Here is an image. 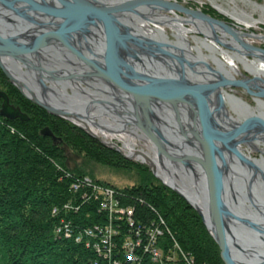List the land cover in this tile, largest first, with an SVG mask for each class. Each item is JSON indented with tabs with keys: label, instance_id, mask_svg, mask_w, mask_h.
I'll list each match as a JSON object with an SVG mask.
<instances>
[{
	"label": "flooded vegetation",
	"instance_id": "af4514ba",
	"mask_svg": "<svg viewBox=\"0 0 264 264\" xmlns=\"http://www.w3.org/2000/svg\"><path fill=\"white\" fill-rule=\"evenodd\" d=\"M6 1L13 7L0 2V14H7L0 17V36L32 30L16 42L38 48L3 57L12 63H21L25 69L23 63H29L31 79L36 83L81 82L87 89L84 95L97 94L99 98L93 99L91 104L105 111L103 115L117 116L119 110L121 119L136 123L141 131V125L153 124L171 142V170L180 180L177 185L197 190L205 209L210 202V168L215 167L222 203L233 214L225 216L227 236L234 243L232 250L239 259L259 262L261 258L257 255L264 256V72L257 71L258 64H264L262 59L252 55L230 33H226L229 41L238 46L226 44L221 38L222 30H218V38L213 37V41L210 28L200 24L199 30L188 33L186 42L162 21L160 26H164L161 28L165 34L147 35L139 29V20L143 19L137 12L115 11L111 14L117 30L113 40V61L119 78L130 86L152 84L157 93H171V98L166 99L136 96L106 76L111 74V67L107 63V28L101 17L66 19L34 9L23 0ZM45 1L61 8L64 2L71 0ZM86 1L97 6H117L107 0ZM164 12L191 19L173 11ZM61 25L69 29L61 36L49 34ZM192 26L186 23V28ZM166 28L171 29V35L167 34ZM204 30L215 47L213 51L203 42L208 36ZM238 30L245 43L264 49L263 43H258L264 40L263 34H259V38L249 37L248 32ZM45 34L48 35L44 38ZM227 52L241 73L233 74V67L224 56ZM242 54L248 56L251 68L242 61ZM177 85L195 92L180 94ZM68 91L72 92L71 88ZM10 101L14 104L11 98ZM2 103L0 98V109ZM158 109L169 116L165 119L171 128L162 126L161 129L153 122L151 112L156 114ZM206 137L212 139V156ZM92 138L101 143L94 136ZM211 160H214V166ZM209 233L215 239L213 233ZM221 260L220 264H225L222 257Z\"/></svg>",
	"mask_w": 264,
	"mask_h": 264
},
{
	"label": "trees",
	"instance_id": "16d2710c",
	"mask_svg": "<svg viewBox=\"0 0 264 264\" xmlns=\"http://www.w3.org/2000/svg\"><path fill=\"white\" fill-rule=\"evenodd\" d=\"M0 76H4L1 68ZM21 108L29 115L26 121L0 114V264H88L93 252L60 237L55 230L60 224L59 216L63 215V203L77 199L70 188L72 179L61 177L55 163L78 177L87 175L69 165L65 149L59 146L64 141L102 162H109L110 154L96 139L74 130L61 119L54 121L57 125L49 123L44 115L50 114L44 109H40L43 115ZM9 124L15 125L21 134L12 133ZM46 126L57 137L56 141L42 133ZM128 190L143 194L158 208L180 245L198 262L220 264L217 242L198 211L179 194L148 181ZM56 207L58 214L54 213ZM85 215L89 221L100 220L97 210ZM74 216L73 212L67 218L82 224V218Z\"/></svg>",
	"mask_w": 264,
	"mask_h": 264
},
{
	"label": "water",
	"instance_id": "95a60500",
	"mask_svg": "<svg viewBox=\"0 0 264 264\" xmlns=\"http://www.w3.org/2000/svg\"><path fill=\"white\" fill-rule=\"evenodd\" d=\"M29 3L31 7L34 9H37L39 11L45 12L50 15L54 16H61L66 19L71 17H77L79 19L87 18L91 15H96L101 17L107 28V36H108V44H107V63L110 65V73L106 74L108 78L112 80L117 86L133 93L136 96L141 97H149V96H156L161 97L163 99L171 98V93L165 94V93H157L156 89L152 86V84H148L142 87H134L125 84L120 78L117 73V70L115 68V63L113 61V40L115 37V34L117 33L115 22L113 20V16L111 15L115 11H135L139 12L140 10L138 8H141V6H154L161 8L166 11H173V12H180L188 17L196 20L199 24L205 25L207 28H212L214 30L220 29L229 32L232 34L238 41H241L243 46L251 51V54L254 56H261L264 58V49L260 47H255L251 44L245 43L239 36L241 35V32L235 27L234 25L230 24L224 19L216 18L210 14H207L203 12L201 9H193L190 7H187L184 4L179 3L178 1H171V0H129L128 2H125L121 5L117 6H110V7H104V6H97L92 3L87 2L86 0H71L68 2L63 3V7H54L48 4L45 0H42L39 2L38 0H23ZM0 2H4L9 7H13L11 3L6 0H0ZM12 2V1H11ZM219 10V9H218ZM220 11V10H219ZM66 25H61L57 30H54L50 32L49 34H54L61 36L62 32L68 30ZM48 34H45L43 37L45 38ZM42 37V38H43ZM38 48V46H25L24 44H19L16 42V40L1 37L0 36V67L3 69V71L7 74V76L11 79L14 84L18 86V88L33 102L47 110L49 113L61 117L66 118L69 120H74V118L77 114H74L71 111L64 110L63 108H60L58 106L50 105L47 102L43 101L42 99L38 97H33L28 94H26V91L21 88V84L18 82V80L15 78V76L10 72L8 67L6 66L5 62L2 60V56L5 55H21L27 52H33ZM90 62V61H89ZM171 82V79H169ZM174 82V81H173ZM241 83L245 86L246 84L241 81ZM178 92L180 94H185L186 92H195L192 88L189 87H181L179 85L175 86ZM259 95V94H257ZM0 98L3 99V103L0 109L1 116L16 120L20 119L21 121H26L29 118V115L26 112H23L22 109L19 106H15L11 103L9 95L3 91L0 90ZM75 116H74V115ZM200 114L203 116V113L200 112ZM83 120V119H82ZM86 121V120H85ZM84 121V122H85ZM74 122V121H73ZM86 129V128H85ZM141 129L144 131V133L151 139V141L154 143V145L157 148V151L161 156H167L169 159H171V154H169L167 148L171 147V144L168 140H166L162 134H160L159 130L154 127L152 124L149 126H143L141 125ZM87 131L94 136L95 138L99 139L100 142L103 145H108L106 141L99 138V136L89 129ZM42 133L44 135L51 136L55 141L57 140V137L54 135V133L46 127L44 130H42ZM207 148L209 150L210 155L212 156V149H213V143L212 139L206 137L205 139ZM117 150H119L121 153H123V150L119 149L118 146H115ZM124 154V153H123ZM125 155V154H124ZM137 156L147 157L149 156L143 152V151H137L133 155H125L128 159H134L137 158ZM152 167L153 171L156 174L157 177L161 178L157 173V167L154 164L153 160L149 162ZM211 163L215 164L214 160H211ZM162 179V178H161ZM164 183L169 186L170 188H173L178 194H180L182 197H184L192 206L198 211V213L203 218V222L211 231L220 246L221 249V257L224 260L225 264H264V256L257 255L258 258H261L259 262L253 263L251 261L247 262L243 259H239L235 252L232 250L233 242L232 240H229L226 232V226H225V216H233V214L225 207V205L222 203L221 196H220V189H219V182L218 178L215 175V167L210 168V184H211V190H210V202L208 207H206V213L205 210H203L200 206H198L196 203H194L192 200L187 197L179 188L176 186H171L170 184Z\"/></svg>",
	"mask_w": 264,
	"mask_h": 264
},
{
	"label": "bare ground",
	"instance_id": "6f19581e",
	"mask_svg": "<svg viewBox=\"0 0 264 264\" xmlns=\"http://www.w3.org/2000/svg\"><path fill=\"white\" fill-rule=\"evenodd\" d=\"M107 1L112 2V4L116 3V5H121L125 2H128L129 0H107ZM211 1L220 11L226 13L227 15L231 17H234L246 29L253 28V27L255 28L256 26H258L259 23H264V5L263 4H258L256 2H251L248 0L250 4L253 6V11L260 12V17L255 18L253 12H250L246 9L240 8L238 6L226 7L222 3H219L218 0H211ZM2 15L5 16L7 14L1 13L0 17H2ZM137 15H139V17L143 19L141 21L139 20L140 22L139 29L147 35H155V33H158V32L165 34V30L161 28L162 25L160 26L161 21L162 23H165L166 25H168V27L170 28L172 27V29L175 32V35L177 37L181 36L182 40H186V42H188L189 40L187 38V35L189 32L193 33L194 30L200 29V26H199L200 24L196 20L192 18L190 20L189 19L186 20L184 18H181L180 16H175V15L170 16L167 13H165L163 9L154 7V6L153 7L152 6H141L140 11L137 13ZM150 22L156 25L158 24L159 25L154 27L150 24ZM186 23H190L193 26L186 28ZM209 30L211 31L210 39L211 40L213 39L214 41L215 38H218L217 36L219 35L218 30L220 29L214 30L210 28ZM31 32L33 31L31 30V31L11 32V34L13 33L12 34L13 36H7L5 38H9L13 40H17V39L21 40L22 38H25V36H27ZM222 32H224V34L222 33L223 37L221 38L224 39L226 44H228L229 46H238V45L233 44L231 41H229L228 36H226V33L228 34L229 32L224 31V30H222ZM7 35H10V34L8 33ZM248 35L249 37H256V38L260 37V35H255L250 32H248ZM240 36H242V33ZM208 37L209 35L206 36L208 40L204 39L203 42H205L204 44L210 47L213 51L215 47L212 41H210ZM196 40H199V38H196ZM227 53L224 54V56L232 65L233 74L241 73V70L239 66L237 65V63H235L233 58H231L229 53L228 54ZM242 57L243 58L241 57L240 58L242 59L244 64L248 68H251V63L248 60V56L246 54H242ZM258 57H260L262 59V62L264 63V58H262L261 56H258ZM1 58L5 62L10 72L15 76V78L21 84L22 86L21 88H23L26 91V94L33 96V97H38L50 105L58 106L60 108H63L64 110L71 111L74 114H77L76 116L73 114L75 116V117H72L74 118L73 121L85 127L86 129H89L95 134H98L100 132L106 138H110L111 140H105L109 146L115 147L117 145L119 149L123 150L121 146L113 142V140L116 138L123 139L124 147L129 150L128 155H133L135 152L139 151L136 148L137 143H139V141H143L144 144L148 148H150L153 153L150 155L149 153H146L145 150H140V151L145 152L149 156V158L147 157L144 158L142 156H139V158L143 159V161H146V162H150L151 160H153L154 164L157 167L158 175L166 183L170 185H174L177 188H179V190H181L185 195H187V197H189L190 200H192L194 203H196L206 212V209L204 208V205L201 202V198H199L200 194L198 193L197 190L186 188V187H180L179 185H177V184H180V180L178 179V176L176 175V173L171 170V159H169L165 155L161 156L159 154L154 143L151 142L146 137L144 131H141L136 126V123L133 122L134 124H131L132 122L128 123L125 119H121L119 117L120 111L118 110V108L115 109L119 111V112L116 111L118 113L117 116L112 115V114L108 116L103 115L102 113H104L105 111H102L99 108L93 107V104H91V101L93 99H96L99 97L97 96V94H94V92H90L88 94L85 93L84 95L83 92H87L86 91L87 89L84 88L81 82H78L77 80L71 81L69 83H62V82L56 81V82H52L50 85L46 84L45 82L43 83L41 81L36 83V81L31 79V77H33L32 76L33 74H31L32 69L30 68L29 63H23L24 66L26 67L25 69L21 63L19 64L15 62L12 63L9 60V58H5L3 56ZM257 69H258L257 71L264 72V64L263 65L258 64ZM67 87L71 88L72 92L68 91ZM102 105H106V104H102ZM113 107H115V105ZM158 110L156 111V114H153V112H151V116H152L151 118L153 122L157 124L159 128L161 129L163 128L162 126L171 128V126L168 125V122L165 119L166 117H169V116H167V114L162 113L160 110L159 111ZM155 115L157 116L155 117ZM85 120H89V123H84ZM167 150L169 154H171V147H168Z\"/></svg>",
	"mask_w": 264,
	"mask_h": 264
},
{
	"label": "built area",
	"instance_id": "2783aa9c",
	"mask_svg": "<svg viewBox=\"0 0 264 264\" xmlns=\"http://www.w3.org/2000/svg\"><path fill=\"white\" fill-rule=\"evenodd\" d=\"M63 177L73 178L70 188L77 195L76 207L65 203L64 208L79 213L77 202L89 197L101 203L96 208L100 222L92 225L59 216L58 235L91 250V264H205L197 263L180 245L160 211L140 194L98 184L88 176L67 172Z\"/></svg>",
	"mask_w": 264,
	"mask_h": 264
},
{
	"label": "rangeland",
	"instance_id": "374dc122",
	"mask_svg": "<svg viewBox=\"0 0 264 264\" xmlns=\"http://www.w3.org/2000/svg\"><path fill=\"white\" fill-rule=\"evenodd\" d=\"M173 1H178L179 3L184 4L187 7H190L193 9H201L203 12H205L207 14L209 13L216 18L224 19L227 22H229L230 24L237 27V29L243 30L245 32L254 33L256 35L263 34V36H264V23H259L258 26H256L255 28L253 27V28L246 29L234 17H231V16L227 15L226 13L219 11L218 8L213 4V2L211 0H173ZM249 1L264 5V0H249ZM249 1L248 0H218L219 3H222L226 7L238 6L240 8L246 9L250 12H253L255 18H259L260 12L259 11H253V6L250 4ZM176 13H178L182 16H187V15L180 13V12H176ZM166 32H167V34L171 35V29L170 28H166ZM172 38L173 37L171 36V39ZM253 40H255V39H253ZM261 42L263 44H261ZM258 43L264 46V40L263 39L258 41ZM1 70L3 71L2 68H1ZM3 73H4V76H0V90H3L5 92H7L6 90H8L10 92V96H12L11 98H12V101L15 104V106H19V107L22 106V107H24V109L30 111L31 113L35 114L36 112H39V113H42L44 115V113L41 111L44 108H42L41 106H39L38 104L33 102V100H31L29 97H27L18 88V86L16 84H14V82L11 81V79L7 76V74L4 71H3ZM45 111L47 113H49L47 110H45ZM49 114H50V117H48L47 115H44L45 119L47 118L49 123L52 121L54 122V121H57L58 119H61L66 125L74 128V130L81 131V132L92 137V135L86 131L87 129L84 130L83 126H81L80 124L73 122L72 120H69L66 118H61V117L55 116L51 113H49ZM57 123L58 122H54V125H57ZM7 126L11 129L12 133H20L17 130V127L15 125L9 124ZM44 129L45 128H43V130ZM57 131H58V133L61 134V131H59V129ZM97 135L99 137H101L104 141L105 140H111L110 138H106L100 132ZM119 139L116 138L113 140V142L118 144L119 146H121V148H123V153L125 155H128L129 150L124 147V144H123L124 140L123 139L119 140ZM59 146H60V148L65 149L69 165L72 168H74L77 172H82V173L87 174V175L79 176V177L88 176V177L92 178L93 180H95L98 184L113 187V188H116V189H119L122 191H124V190L127 191L129 189V187L138 186V185L144 184V182L148 181L151 185L165 186L167 189H171V191L176 192L173 188H170L169 186H167L164 183L163 179L156 176V174L153 171V167L149 162L143 161V159H141L139 157L134 158V159H128L125 157V155L123 153H121L115 147L105 145L107 151L106 150H104V151H106L110 154L109 155L110 161L109 162H102L99 159L95 158L94 156L88 155L86 151H83V150L81 151L80 148L76 147V145H74L73 143L64 141L63 144H59ZM136 148L139 151L145 150V152L149 153L150 155L153 153L151 151V149L148 148L144 144L143 141H139V143H137ZM55 166H56L57 170L59 171V174L61 177H63L64 174H66L67 172L71 173L74 177H78V176L74 175L71 171L65 169L62 165H60L58 163H55ZM71 179H73V178H71ZM130 192H133V191L130 190ZM140 195H141V197L143 196L145 198L147 203H151L143 194H140ZM179 196L182 197L180 194H179ZM182 198L186 202H188L184 197H182ZM66 203H69L70 205H73L74 207H76L74 199H73V201L70 200ZM77 203H78V205H80L81 208H80L79 213H74L76 215L74 217H76L77 219L82 218L81 220H86L88 222H92V224L100 222L99 220L97 222H95L93 219H90V221H89L88 216L85 214L87 212L95 211L96 208L98 206H100L101 203L96 202L95 199H92L90 197L87 199V202L83 203L82 201H78ZM91 203H94L95 206L93 204L91 205ZM151 204H153V203H151ZM64 205H65V202L62 205L63 209L61 210V212L63 213L64 216H70V214L73 213L74 209L71 210L72 208L70 209V207L64 208ZM154 208H157V207L154 205ZM162 217L166 221V218L163 216V214H162ZM59 220H60V218H59ZM101 222H102V220H101ZM102 223H104V222H102ZM92 224H89V225H92ZM55 230H56V233L58 234L59 233L58 226L56 227ZM132 231H133V229H132ZM84 248H86V246H84ZM219 254H220V252H219ZM92 259H94V257ZM195 261L197 263H205V262H198L196 260V258H195ZM88 264H91V263L89 262ZM205 264H209V263L206 262Z\"/></svg>",
	"mask_w": 264,
	"mask_h": 264
}]
</instances>
